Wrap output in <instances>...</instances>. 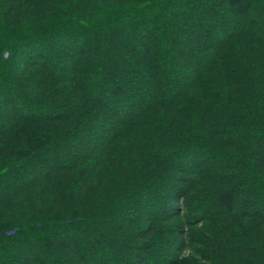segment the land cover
I'll use <instances>...</instances> for the list:
<instances>
[{"label": "trees", "instance_id": "trees-1", "mask_svg": "<svg viewBox=\"0 0 264 264\" xmlns=\"http://www.w3.org/2000/svg\"><path fill=\"white\" fill-rule=\"evenodd\" d=\"M0 108V264H173L193 197L215 264H264V0H0Z\"/></svg>", "mask_w": 264, "mask_h": 264}, {"label": "rangeland", "instance_id": "rangeland-1", "mask_svg": "<svg viewBox=\"0 0 264 264\" xmlns=\"http://www.w3.org/2000/svg\"><path fill=\"white\" fill-rule=\"evenodd\" d=\"M80 56H82V58H88L86 55ZM88 60L92 61L93 59L89 57ZM135 75L137 76V74ZM77 119L78 118L75 120ZM75 120L73 119L72 121ZM0 122L4 121L0 120ZM74 138L79 144L83 143L80 140V136ZM104 165L105 166L103 167L100 166L93 169L97 174L100 173V177L97 176V178H94L92 183H89V185L91 184L92 191L96 190L99 193L102 192L106 195L109 194L111 188L117 185L122 178L131 175L134 177L139 169L137 164L127 161H115ZM195 179L200 181L201 176L198 175ZM194 199L195 197L191 200L185 198L179 201V209H184L181 216L166 222L163 221V219L155 220L154 227L156 228V233L154 234V238L166 242V248L168 249L166 255H170L173 264H215L210 259L211 251L207 247V243L213 239L211 234V224L206 221L205 217L202 218L195 215L196 211H200L201 209H198L199 205L196 201H194ZM235 221L236 219L229 220L226 225L232 230L234 228H239V224H235ZM249 223L252 224V226L249 227L248 231L249 233H252L255 231L254 224L251 221ZM177 241L183 242L180 244L179 249H175L173 247V242ZM153 242H155V240ZM219 253L229 255V252L227 253L226 251ZM247 254L248 253H244L242 251L235 252V260L239 259L241 264L245 263L247 261L245 259Z\"/></svg>", "mask_w": 264, "mask_h": 264}, {"label": "snow or ice", "instance_id": "snow-or-ice-1", "mask_svg": "<svg viewBox=\"0 0 264 264\" xmlns=\"http://www.w3.org/2000/svg\"><path fill=\"white\" fill-rule=\"evenodd\" d=\"M4 114H5V109H3V108H0V120H2V119H3V117H4Z\"/></svg>", "mask_w": 264, "mask_h": 264}]
</instances>
